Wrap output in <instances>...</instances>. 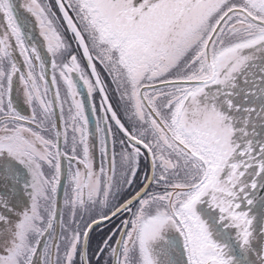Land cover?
<instances>
[{
    "label": "snow or ice",
    "instance_id": "obj_1",
    "mask_svg": "<svg viewBox=\"0 0 264 264\" xmlns=\"http://www.w3.org/2000/svg\"><path fill=\"white\" fill-rule=\"evenodd\" d=\"M0 264H264V0H0Z\"/></svg>",
    "mask_w": 264,
    "mask_h": 264
},
{
    "label": "water",
    "instance_id": "obj_2",
    "mask_svg": "<svg viewBox=\"0 0 264 264\" xmlns=\"http://www.w3.org/2000/svg\"><path fill=\"white\" fill-rule=\"evenodd\" d=\"M83 90V89H82ZM93 127H94V121H93Z\"/></svg>",
    "mask_w": 264,
    "mask_h": 264
},
{
    "label": "rangeland",
    "instance_id": "obj_3",
    "mask_svg": "<svg viewBox=\"0 0 264 264\" xmlns=\"http://www.w3.org/2000/svg\"><path fill=\"white\" fill-rule=\"evenodd\" d=\"M98 99V98H97ZM97 159H99V157L97 156Z\"/></svg>",
    "mask_w": 264,
    "mask_h": 264
}]
</instances>
